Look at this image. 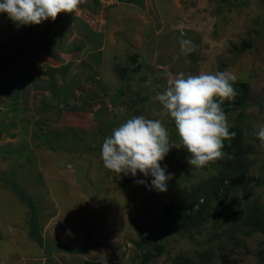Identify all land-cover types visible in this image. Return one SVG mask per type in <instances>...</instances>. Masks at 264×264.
<instances>
[{
    "label": "rangeland",
    "instance_id": "obj_1",
    "mask_svg": "<svg viewBox=\"0 0 264 264\" xmlns=\"http://www.w3.org/2000/svg\"><path fill=\"white\" fill-rule=\"evenodd\" d=\"M243 1L225 0L222 5L213 0L192 18L193 27L178 25L173 34L164 32L168 24L164 28L156 25L158 33L149 36L141 48L128 42L136 37L133 23L139 18L132 10H124L126 22L120 20L123 32H117L118 42H108L106 52L99 54L105 56L104 75L97 64L101 73L92 82L87 73L76 71L78 60L92 64L100 60L91 51L82 58L68 56L66 69L58 65L57 70L50 71L44 64L46 60L60 63L61 56L32 61L31 68L38 77L50 73L52 80L65 78L71 87L79 83L72 92L60 91L63 99L59 104L51 100L49 91L45 92L44 102H53L50 108L54 114L60 111L64 122L73 117L70 111L75 109L74 103L90 104L87 111L95 109L87 112L84 127L65 130L66 140L79 136L83 142L80 152L61 153L54 138L55 149L48 142L51 154H36L42 162L29 148L24 153L19 151L24 147L18 142L23 137L18 134L11 140L15 137L13 128L8 131L0 124V133L6 135L0 137V264H264V231L250 225L255 219L264 222V146L255 135L264 127V0ZM92 6L93 0H85L78 13L93 29L101 30L106 22L105 9L98 16L90 10ZM119 14L115 7H109L107 29L117 23ZM6 17V13L0 15L1 20ZM127 21H131L129 26ZM181 34L192 42L186 54L180 52ZM244 42L250 46L245 48ZM72 47L65 51L71 53ZM60 50L64 53V47ZM139 65L143 67L130 74L131 80L120 77L117 67L129 68L130 73ZM218 71H228L236 77L234 83L242 80L249 86L250 104H238L225 112L230 128L242 126L249 131L248 137L244 136V150L240 149L247 164L240 172V181L236 183L233 174L209 196V212L174 228L163 220L169 204L221 173L227 175L224 169L229 170L227 165L232 161L225 156L203 168L192 167L174 120L152 97L167 87L168 74ZM238 99L239 94L234 101ZM234 101L225 103L232 107ZM134 116L158 119L169 132L172 148L160 162L171 174L165 192L151 187L150 175L116 176L103 165V142ZM141 180L147 183H138ZM254 210L260 212V218ZM148 238L151 240L144 242Z\"/></svg>",
    "mask_w": 264,
    "mask_h": 264
},
{
    "label": "crops",
    "instance_id": "obj_2",
    "mask_svg": "<svg viewBox=\"0 0 264 264\" xmlns=\"http://www.w3.org/2000/svg\"><path fill=\"white\" fill-rule=\"evenodd\" d=\"M118 1L119 3L117 4L103 5V8L101 2L93 0L94 6L90 7V10H92L95 15L98 14V16H102L103 14L101 11L105 9L106 22L103 26L104 30L101 28L102 31L93 29L84 18L79 15L78 10L73 13H60L54 21L49 18L39 25L17 26V24L8 17L3 20L0 19V114L2 115H0V124L3 123L1 127L6 128L8 131H11L10 129L13 128L12 132L15 137H12L11 140H15L18 134L23 137L21 141H18L19 144L23 143L24 146L21 147L19 151L24 153L25 151H29L26 150V148H29L35 155L51 154L50 151H53L48 150L51 149L48 146V142L50 141L53 144L55 138L56 142L60 144L61 153L64 154L66 152L67 154H71L74 151L80 152L81 143L83 144V142L78 140L79 136L77 137L78 139L67 138L66 140L67 135L64 136L66 133L65 130L84 127L85 121L88 122L86 118V115H88L87 112H91L92 109H95V107H92L87 111L86 108L89 107L90 104L81 103L79 105L78 103H74L72 106L75 109L70 111L71 114L74 113V115H71L73 117L68 118L64 122L61 117V112L59 111V114H54L52 108H50L53 102H44V98L46 97L45 92L46 90L49 91L52 94L51 100H56L58 103L63 99V97L59 96L60 91L71 90L69 92H72L74 89L80 87L79 83L78 85L76 84L77 86L71 87V83L65 80V78L63 79L61 77V80L60 77H58V79L52 80L53 77L50 73L40 74L41 77H38L31 68L32 61L36 62L37 59L41 58L52 59L54 55L57 57L61 56L63 61L60 63L52 64L51 61L46 60L44 64L46 67L50 66V71L57 70L55 67L58 65H62L63 69H66L69 65H65L64 61L68 56L69 58L75 59L76 57L82 58L85 57V53L91 51L99 56V63L96 62L92 64L85 63L84 59L78 60L79 64L76 65V71H78L79 74L87 73L90 82H92L97 78L100 72L96 68V65L99 64L102 66V73L105 68V56L101 57V55L104 51L106 52L107 43L111 42L113 44L116 41L118 42L116 34L117 32H123L121 24L123 21L126 22L124 15H122L124 10H132L134 15H137L139 18V21L133 23L134 29L137 30V32H134L136 37L135 39H129L128 42L130 45L141 48L144 42H148L147 39L149 36L152 37L158 33L156 25H161V27L164 28L166 24H168L169 27L164 31L167 32L166 34H173L175 32L174 30H177L176 27L178 25H182L183 28L188 26L193 27L192 24L194 22H191L192 18L194 19L195 16H198L199 9L209 7L213 0ZM216 1L217 0H214V2ZM218 1L219 4L223 5L225 0ZM245 3H248V0H244L243 4ZM259 6L261 7V3ZM109 7H115L116 11L120 13L117 23H112L111 29H107L106 26L109 23ZM209 9L213 8L210 7ZM177 18L178 20H176ZM130 22L131 21H127L128 26ZM148 26H150V33L146 35L145 33ZM209 30H207V32ZM107 32H109L108 35H106ZM186 33L188 34L189 32L186 31ZM59 43L60 45L58 46ZM69 46H73L71 53L69 50L65 51ZM63 47L64 53L60 50V48ZM124 47H126V45H124L123 48ZM125 49L128 50L127 47ZM75 62L76 60L72 63L74 64ZM66 94L67 93H65V95ZM89 103L93 104L91 101H89ZM41 129H44V131H41ZM37 131L40 132L37 133ZM53 132L57 136L54 137ZM1 136L4 137L6 135H4L3 132L0 133V137ZM76 140L78 141L74 143ZM70 142L71 144L69 145ZM45 144H47V146H45ZM55 145L53 144L52 148L55 149ZM3 154L5 153H1V155ZM45 156L51 160L49 155ZM37 157L39 161L42 162V159L39 158V156ZM78 158L77 155L76 159ZM71 159H75V156Z\"/></svg>",
    "mask_w": 264,
    "mask_h": 264
},
{
    "label": "clouds",
    "instance_id": "obj_3",
    "mask_svg": "<svg viewBox=\"0 0 264 264\" xmlns=\"http://www.w3.org/2000/svg\"><path fill=\"white\" fill-rule=\"evenodd\" d=\"M106 1L102 6H106ZM83 2L85 0H0V14L6 13L17 26L39 25L49 18L54 21L60 13L76 12ZM117 3L119 1L115 0L107 5ZM191 44L181 34V54L191 51ZM235 80L228 71L188 76L183 72L176 76L168 74L167 87L152 97L162 105L164 114L174 120L180 141L189 153L187 162L194 168H203L228 156L223 150L224 141L230 142L236 133L229 130L222 105L225 101L235 100ZM255 135L264 146V127H260ZM171 148L169 132L160 120L134 116L105 139L101 159L104 167L116 176L122 173L135 177L138 172L145 177L150 175L153 178L151 187L165 192L171 174L160 162ZM138 183L146 184L147 181Z\"/></svg>",
    "mask_w": 264,
    "mask_h": 264
},
{
    "label": "trees",
    "instance_id": "obj_4",
    "mask_svg": "<svg viewBox=\"0 0 264 264\" xmlns=\"http://www.w3.org/2000/svg\"><path fill=\"white\" fill-rule=\"evenodd\" d=\"M243 46L245 48L249 47L250 44L244 42ZM143 66L139 65L135 68H131V72L129 73V68H118V73L122 79H125L126 81L131 80L130 74H136ZM240 81V80H239ZM237 90V94H239V99L237 101L233 102V106L229 107L224 102L222 105L223 110L229 111L233 108H235L238 104H243L244 106H248L250 104V101L248 99V90L249 86L248 83H245V81L234 83L233 85ZM239 86V87H238ZM230 132H235L236 136L229 142L227 140L224 141V152L228 154V156H231L232 158L228 161L232 164H228L227 166L230 167L229 170L224 169V172L228 171V176L225 173H221L219 177H215L212 181H206L202 187L193 189L192 192L184 194L183 199L178 200L177 202H171L166 209L165 215L163 216V220H166L170 225H174V228H178L179 226L184 225L185 223H188V221L196 218H201L204 213L207 211H210V204L208 202V198L211 194L214 192H218L219 188H222L224 186V182L229 181L228 178L235 174V182L237 183L242 179L240 177V172L245 169V156L241 152L240 149L244 150L243 142L245 138L248 137L249 131L247 132L244 130V128L241 127H233L229 129ZM245 136V138H244ZM227 157V159H229ZM244 156V157H243ZM240 177V178H239ZM231 185L234 183L233 181L230 182ZM202 199V201H201ZM197 205L196 209H193V207ZM258 210V209H256ZM254 210V212L256 211ZM257 217L260 218V212L256 211ZM250 219V218H248ZM252 227L254 226L256 229L260 231H264V222L260 221L259 219H255L251 224ZM151 239H146L144 242H149ZM156 248H160V246L156 245ZM183 264H189L188 262H184Z\"/></svg>",
    "mask_w": 264,
    "mask_h": 264
},
{
    "label": "built area",
    "instance_id": "obj_5",
    "mask_svg": "<svg viewBox=\"0 0 264 264\" xmlns=\"http://www.w3.org/2000/svg\"><path fill=\"white\" fill-rule=\"evenodd\" d=\"M103 24H104V23H103ZM102 26H103V25H102ZM102 26H101V28H102ZM101 28H100V29H101Z\"/></svg>",
    "mask_w": 264,
    "mask_h": 264
},
{
    "label": "bare ground",
    "instance_id": "obj_6",
    "mask_svg": "<svg viewBox=\"0 0 264 264\" xmlns=\"http://www.w3.org/2000/svg\"><path fill=\"white\" fill-rule=\"evenodd\" d=\"M38 200V199H37Z\"/></svg>",
    "mask_w": 264,
    "mask_h": 264
}]
</instances>
